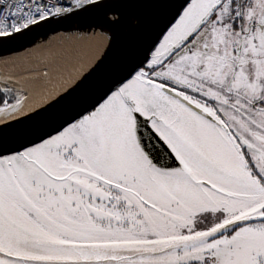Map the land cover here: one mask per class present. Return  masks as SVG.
<instances>
[{"label": "snow or ice", "instance_id": "6c2138e0", "mask_svg": "<svg viewBox=\"0 0 264 264\" xmlns=\"http://www.w3.org/2000/svg\"><path fill=\"white\" fill-rule=\"evenodd\" d=\"M69 18L103 43L0 123V264H264V0H0V42Z\"/></svg>", "mask_w": 264, "mask_h": 264}, {"label": "water", "instance_id": "95a60500", "mask_svg": "<svg viewBox=\"0 0 264 264\" xmlns=\"http://www.w3.org/2000/svg\"><path fill=\"white\" fill-rule=\"evenodd\" d=\"M82 23L84 21L77 18L51 20L11 41L0 42V60L17 56L16 58H19V60L13 61H23L29 67L41 68V71L45 62H49V70L53 72L52 83L54 87L52 90L55 87L57 88L54 91L51 90L49 93L52 95L42 103L34 106V108L44 104L71 83L95 55L98 54L104 38L99 34L92 35L85 28L80 27L79 25ZM46 44H50L49 46L52 47L41 55H20L33 48L43 47ZM5 48L8 50L5 51ZM77 62L79 63L78 65ZM3 76L5 74L0 72V77ZM54 116L55 111L49 110L46 113H41L37 117H29L28 120H21L18 124L12 125L11 130L25 134L30 130L45 127Z\"/></svg>", "mask_w": 264, "mask_h": 264}, {"label": "bare ground", "instance_id": "6f19581e", "mask_svg": "<svg viewBox=\"0 0 264 264\" xmlns=\"http://www.w3.org/2000/svg\"><path fill=\"white\" fill-rule=\"evenodd\" d=\"M49 45L50 44H46L43 47L33 48L30 51H26L20 55H41L42 53L46 52L50 47H52ZM16 57L17 56L12 57L10 59H1L0 72L7 76H12L14 78V82L22 83L24 87L27 88L28 95L23 107L20 109L19 112H13L8 116L4 115L3 113H0V122L18 116L24 113L26 110L34 108V106H37L38 104L42 103L45 99L52 95L49 92H51L52 88L54 87L52 83V71H50V75L44 77L41 75V68L38 69L29 67L23 61H13L19 60V58ZM45 64L48 65L49 62H45ZM78 64L79 63L77 62V65ZM56 88L57 87H55L54 90H56Z\"/></svg>", "mask_w": 264, "mask_h": 264}]
</instances>
